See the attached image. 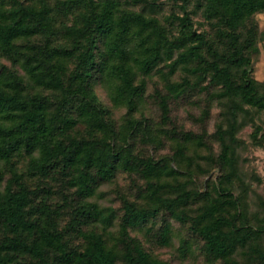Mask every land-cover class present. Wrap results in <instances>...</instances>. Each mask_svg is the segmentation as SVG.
Segmentation results:
<instances>
[{
  "label": "trees",
  "instance_id": "trees-1",
  "mask_svg": "<svg viewBox=\"0 0 264 264\" xmlns=\"http://www.w3.org/2000/svg\"><path fill=\"white\" fill-rule=\"evenodd\" d=\"M262 15L0 0V264H264Z\"/></svg>",
  "mask_w": 264,
  "mask_h": 264
},
{
  "label": "rangeland",
  "instance_id": "rangeland-1",
  "mask_svg": "<svg viewBox=\"0 0 264 264\" xmlns=\"http://www.w3.org/2000/svg\"><path fill=\"white\" fill-rule=\"evenodd\" d=\"M259 23L261 25V28L264 29V16H260L258 18ZM263 49V56H262V61H260L259 63L256 64V73L255 76L258 80L262 81L264 80V47L262 46ZM152 91V88L149 90V92ZM100 92V91H99ZM103 97V101L105 103H108L106 97L104 96V94H102ZM188 110V109H187ZM187 110H179L178 111V115L180 117L181 120H186L188 119L186 113ZM217 109L214 110V113H217ZM117 116H120V113H117ZM214 119L211 121L210 123V127H213L214 124ZM187 126L188 128H190L192 126V128L195 129L194 125H192V123L190 121H187ZM251 132L250 128H247L246 130H244L241 134V136H243L245 139H248V136ZM246 158L248 157L249 162L247 164H245V169L248 170L249 172H255L257 175L260 176L261 179H263L264 181V149L262 148H253L251 147L249 149V152L245 155ZM120 183L124 186V185H128L130 183V180L128 179V177L125 174L120 175ZM262 188V185L254 182L253 183V192L250 193V209L251 211H255L256 210V203H257V196L261 195V191H259V189ZM203 263V258H200L196 261H194L191 258H188L187 261L181 262L179 261V263H174V264H201Z\"/></svg>",
  "mask_w": 264,
  "mask_h": 264
}]
</instances>
